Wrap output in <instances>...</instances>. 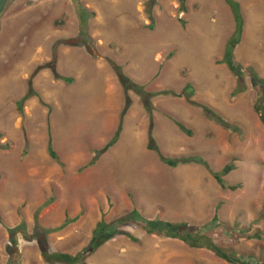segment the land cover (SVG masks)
<instances>
[{
  "label": "rangeland",
  "instance_id": "1",
  "mask_svg": "<svg viewBox=\"0 0 264 264\" xmlns=\"http://www.w3.org/2000/svg\"><path fill=\"white\" fill-rule=\"evenodd\" d=\"M238 1L242 80L219 62L234 28L224 0H9L0 17V264H67L44 252L78 254L99 221L137 239L117 234L85 255L87 264H236L119 220L134 209L146 220L204 225L227 251L264 264V122L254 108L264 86L252 75L264 79V0ZM109 59L147 90L190 82L195 100L237 124L221 126L185 97L152 100L162 153L199 154L216 171L234 163L224 178L239 187L221 188L202 164L163 163L147 147L149 116L133 91L124 132L104 152L125 103ZM31 76L37 95L22 115L17 102Z\"/></svg>",
  "mask_w": 264,
  "mask_h": 264
},
{
  "label": "trees",
  "instance_id": "2",
  "mask_svg": "<svg viewBox=\"0 0 264 264\" xmlns=\"http://www.w3.org/2000/svg\"><path fill=\"white\" fill-rule=\"evenodd\" d=\"M184 1V0H183ZM225 3L228 5L232 16L234 20V28L230 35V37L227 39L223 56L219 60V62L225 63L228 65V67L231 69V71L239 77V80H242L244 73L242 71L241 65L237 64L235 62V49L237 48L238 44L242 41L243 33H244V27H245V18L242 11L241 4L238 0H224ZM84 21V20H83ZM84 23V22H83ZM109 64L112 67V69L116 72V75L118 77V80L122 86L123 94H124V106L120 112V120L117 125L116 131L112 138L107 142L105 145L103 151L105 152L108 150L111 146H113L122 136L123 133V127H124V121H125V115L128 112L132 99L129 94V91H133L137 93L143 103V106L145 110L148 113L149 116V123H148V143L147 147L150 150H153L157 153L160 160L165 163L168 166L171 167H177L182 164H189V163H198L206 166L210 172L215 177L218 184L221 186V188L226 189H237L239 187V184H230L227 182V180L224 178L225 175L230 173L233 169H235L234 163H227L221 170L216 171L212 170L210 168L209 162L201 155L194 154V155H182V156H167L162 153L160 150L159 144L157 142L156 136L154 134L155 129V117H154V104L152 102L153 98L157 96H173V97H185L189 104H191L195 108H199L203 114L204 117L215 121L216 123L220 124L221 126L225 128H229L235 131H239L240 127L229 121L220 111L212 107L210 104L197 101L193 98L195 89L194 86L188 82L184 85V87L178 91L171 87H166L159 90H147L145 89L144 84L136 81L133 79L130 75H128L121 64L113 61L112 59H109ZM53 73L56 76V78L59 77L57 71L53 69ZM253 75V81L255 84L263 85L264 86V79L260 78L259 75L252 71ZM33 76L29 78L28 81V88L24 95L18 100L17 106L22 115H24V103L29 100L32 96L37 95V92L33 88ZM66 78V77H65ZM245 86L238 88L234 93H238L239 91L244 90ZM260 99H258L255 102L254 108L258 115L260 116L261 120L264 122V92L260 94ZM43 104L47 105L43 102ZM177 125L187 134H191L192 131L186 127L184 123L181 121L176 120L175 121ZM48 133H49V142H48V152L53 158H57V153L55 152L53 145H52V138L50 134V127L48 125ZM95 162V159L92 161ZM128 219H134L137 222L141 223L144 227H146V231L151 233L154 231H157L159 233H164L167 236L174 237V238H180L183 241H186L189 245L192 247H206L212 251H214L218 256L224 258L225 260L236 263V264H251L250 260L248 258H245L244 255L240 254L236 250L227 251L224 247L218 245L210 235L204 232H200L203 226H190L187 223H173L170 221H164L159 219H150L146 220L143 219L137 210H133L130 213L126 214L123 217H120L119 220L125 221ZM218 220V216L215 215L212 222H216ZM64 225L60 227H56L54 229H61ZM117 234H126L133 240H136L137 238L131 235L130 233L126 231H121L120 229H117L114 227L113 224L107 223L105 221H99L93 230V235L91 237L90 243L83 248L78 254L71 255L70 253H53L48 254L47 252H44L45 258L48 261L51 260H57L62 261L67 264H87L83 260L85 255H89L93 252H95L101 245H103L105 242H107L109 239L113 238ZM256 238H261L262 234L257 233L254 235ZM250 238V237H248Z\"/></svg>",
  "mask_w": 264,
  "mask_h": 264
},
{
  "label": "crops",
  "instance_id": "3",
  "mask_svg": "<svg viewBox=\"0 0 264 264\" xmlns=\"http://www.w3.org/2000/svg\"><path fill=\"white\" fill-rule=\"evenodd\" d=\"M242 11H243V9H242ZM244 14V13H243ZM244 18H245V16H244ZM131 24L132 25H136V22H134L133 20L131 21ZM152 25V24H151ZM124 27V26H123ZM245 28V27H244ZM124 30V29H123ZM128 30V27L126 28V31ZM124 32H125V30H124ZM124 34V33H123ZM243 36H244V33H243ZM131 38H134V39H136V35H134V34H132V37ZM241 43V42H240ZM239 43V44H240ZM133 45V46H132ZM125 46H132V47H134V48H137V46H136V42L135 43H132V44H130V43H126L125 44ZM138 48H140L139 50H141V46H139ZM136 50V49H135ZM143 56V55H142ZM141 56V57H142ZM140 57V58H141ZM135 59L137 60V57H135ZM141 62H143V59L141 58ZM143 65V64H142ZM110 100V99H109ZM108 104H109V101H108ZM123 132H124V128H123ZM115 145V144H114ZM115 147V146H114ZM114 147L112 148V149H114Z\"/></svg>",
  "mask_w": 264,
  "mask_h": 264
},
{
  "label": "water",
  "instance_id": "4",
  "mask_svg": "<svg viewBox=\"0 0 264 264\" xmlns=\"http://www.w3.org/2000/svg\"><path fill=\"white\" fill-rule=\"evenodd\" d=\"M9 0H0V17L2 13L4 12Z\"/></svg>",
  "mask_w": 264,
  "mask_h": 264
},
{
  "label": "flooded vegetation",
  "instance_id": "5",
  "mask_svg": "<svg viewBox=\"0 0 264 264\" xmlns=\"http://www.w3.org/2000/svg\"><path fill=\"white\" fill-rule=\"evenodd\" d=\"M13 250V249H12Z\"/></svg>",
  "mask_w": 264,
  "mask_h": 264
}]
</instances>
